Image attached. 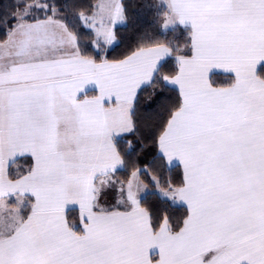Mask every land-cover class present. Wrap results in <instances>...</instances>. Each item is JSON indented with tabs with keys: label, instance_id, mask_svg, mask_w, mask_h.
I'll use <instances>...</instances> for the list:
<instances>
[{
	"label": "snow or ice",
	"instance_id": "obj_1",
	"mask_svg": "<svg viewBox=\"0 0 264 264\" xmlns=\"http://www.w3.org/2000/svg\"><path fill=\"white\" fill-rule=\"evenodd\" d=\"M147 6L162 30H186L183 43L147 39L110 58L123 0H14L0 16V264H264V0ZM68 14L91 30L94 53ZM170 88L179 100L141 168L120 138L139 134L144 93ZM19 157L31 166L14 176ZM177 166L174 184L163 170ZM151 196L186 215L154 213Z\"/></svg>",
	"mask_w": 264,
	"mask_h": 264
},
{
	"label": "trees",
	"instance_id": "obj_2",
	"mask_svg": "<svg viewBox=\"0 0 264 264\" xmlns=\"http://www.w3.org/2000/svg\"><path fill=\"white\" fill-rule=\"evenodd\" d=\"M56 4H63L64 0H54ZM159 3V0H155ZM79 3L87 7L88 5H94L96 0H78ZM125 5L127 7V22L118 26L115 30L117 32V43H115L110 49V58L118 59L130 54L141 42L147 39L160 40L162 42H169L175 38H179L183 43L187 38L186 30L181 26L179 30L175 32H169L168 34L162 31L160 23L154 21L155 10L152 7H148L150 3L147 0H126ZM14 7V0H0V16L10 14ZM66 21L70 26H75L76 30L81 34L83 43L85 44L86 51L94 53V49L91 47V30L81 26V23L74 15H66ZM9 25L12 23L9 17ZM5 39V32L3 26H0V41ZM176 70L175 60L169 58L166 62L164 71L166 73H174ZM228 76L219 74L215 77L218 84L227 82ZM179 100V92L175 88H170L163 95L156 99L153 95V90L148 89L144 93L141 103L139 105L138 119L140 120V132L133 136L132 134H126L120 138L121 146L131 139L133 144L136 145V150L131 156L126 157L130 162L135 163L141 168H148L153 164L154 158L158 156L159 150L155 143V138L159 135V132L168 117V109L176 104ZM30 159L20 161L17 166L13 167L12 175L24 174L30 167ZM132 171L131 167L121 169L116 174L121 181L129 178ZM163 175L171 179L174 184L181 183L183 179L182 169L180 167H173L171 171L167 169L163 170ZM147 183V178H144ZM150 190L151 186L149 185ZM146 207L151 209L156 214H167L173 219L179 221L186 215V209L184 207H178L171 204L170 201H164L156 196H151L147 199ZM79 214L77 210L70 213L72 219L78 218Z\"/></svg>",
	"mask_w": 264,
	"mask_h": 264
},
{
	"label": "rangeland",
	"instance_id": "obj_3",
	"mask_svg": "<svg viewBox=\"0 0 264 264\" xmlns=\"http://www.w3.org/2000/svg\"><path fill=\"white\" fill-rule=\"evenodd\" d=\"M125 1L126 0H123V2H124V4H125ZM146 1V0H145ZM51 2L53 3V4H56L55 3V1L54 0H51ZM147 2L148 3H150V5H157L158 4V2H156L155 0H147ZM154 10H155V13L154 12H151V14L152 15H154V21H156L157 23H160V25H161V20L159 19V13H160V10L158 9V8H156V7H152ZM44 15H45V13H43V12H36L35 13V16H37L38 18H43L44 17ZM65 19H66V16L64 17ZM125 24V23H124ZM123 24V25H124ZM119 25V24H118ZM122 26V25H121ZM163 32H165V33H169V32H171V31H164V30H162ZM149 190H150V188H149Z\"/></svg>",
	"mask_w": 264,
	"mask_h": 264
},
{
	"label": "crops",
	"instance_id": "obj_4",
	"mask_svg": "<svg viewBox=\"0 0 264 264\" xmlns=\"http://www.w3.org/2000/svg\"><path fill=\"white\" fill-rule=\"evenodd\" d=\"M121 25H123V24H119V25H117V27H118V26H121ZM117 27H116V28H117ZM221 74H223V73H221ZM223 75L228 76L227 74H223ZM228 77H229V76H228ZM175 89H176V88H175ZM177 90H178V89H177ZM96 94H97L96 92H90V93H89V96L96 95ZM124 135H126V134H123L122 136H124ZM25 159H29V158H28V157H19V158H17L16 161H15V163L12 164V166H11L10 169H9L10 173L12 172L13 167L17 166V164H19L20 161H25ZM30 163H31V160H30ZM30 166H31V164H30ZM177 167H180V168L182 169V166H177ZM29 168H30V167H29ZM77 211H78V210H77ZM78 214H79V212H78Z\"/></svg>",
	"mask_w": 264,
	"mask_h": 264
}]
</instances>
